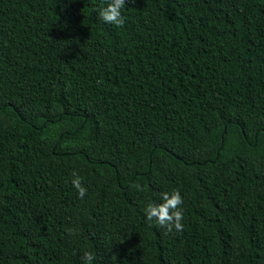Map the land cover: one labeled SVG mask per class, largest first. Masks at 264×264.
Segmentation results:
<instances>
[{"label": "trees", "instance_id": "16d2710c", "mask_svg": "<svg viewBox=\"0 0 264 264\" xmlns=\"http://www.w3.org/2000/svg\"><path fill=\"white\" fill-rule=\"evenodd\" d=\"M107 2L0 0V264H264V0Z\"/></svg>", "mask_w": 264, "mask_h": 264}, {"label": "clouds", "instance_id": "9594fccd", "mask_svg": "<svg viewBox=\"0 0 264 264\" xmlns=\"http://www.w3.org/2000/svg\"><path fill=\"white\" fill-rule=\"evenodd\" d=\"M125 3L126 0H108L106 5L99 9L98 15L106 22L121 25L124 23L122 9ZM71 184L77 190V194L83 198L87 188L82 183V178L75 172H73ZM182 202V196L179 191L163 192L161 194V202L147 203L144 213L149 221L155 218L158 224L166 226L169 231L173 230V228L180 230L184 226L182 223L183 211L180 207ZM82 259L85 264H94L95 256L92 252L86 251Z\"/></svg>", "mask_w": 264, "mask_h": 264}]
</instances>
